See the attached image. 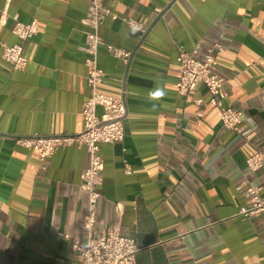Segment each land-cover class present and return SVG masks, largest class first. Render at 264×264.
<instances>
[{
	"label": "crops",
	"instance_id": "crops-1",
	"mask_svg": "<svg viewBox=\"0 0 264 264\" xmlns=\"http://www.w3.org/2000/svg\"><path fill=\"white\" fill-rule=\"evenodd\" d=\"M104 3L113 16L100 30L107 75L100 91L125 95L128 118L125 141L101 146L104 183L92 235L119 228L136 241L137 264H264V217L238 215L248 183L264 196V166L250 175L247 165L264 155V0ZM88 12L86 0H0L1 44L19 42L17 21L39 22L24 71L0 47V264H81L66 235L89 242L81 189L88 151L74 145L42 160L17 144L84 130ZM125 19L149 27L143 41ZM109 45L133 51L130 64ZM180 48L197 60L215 52L214 75L226 81L218 98L243 113L246 136L223 127L204 84L190 100L178 93Z\"/></svg>",
	"mask_w": 264,
	"mask_h": 264
},
{
	"label": "built area",
	"instance_id": "built-area-1",
	"mask_svg": "<svg viewBox=\"0 0 264 264\" xmlns=\"http://www.w3.org/2000/svg\"><path fill=\"white\" fill-rule=\"evenodd\" d=\"M86 1L89 3V12L83 21L87 27L83 50L88 55L86 65L89 71L88 86L91 95L82 111L85 128L82 132L72 136L41 137L36 135L31 138H19L17 144L29 150L37 149L42 160L51 158L60 148L74 145L84 147L90 155V166L84 173L81 189L88 199L85 226L91 235L87 245L82 244L77 237L71 238L70 235H66V238L72 241L74 252L81 264H137L136 257L140 249L134 239L121 235L119 228L110 229L107 233L97 237L92 235L96 225L97 207L102 197L100 188L104 183L105 160L101 153V146L125 141L128 105L125 95L113 97L100 91L107 77L99 64L100 48L104 45L100 30L105 21L113 16L112 10L105 5L104 0ZM177 1L172 0V2ZM165 11V9H156L159 15H164ZM124 21L138 33L141 41L148 35L150 29L143 23L133 19ZM38 32L37 19L28 24L17 21L13 34L18 37L19 42L12 46L0 43L4 59L11 64L14 70L24 71L26 69L28 59L25 56V47ZM108 51L125 65H129L134 56L133 51L111 45L108 46ZM178 63V93L190 100L196 87L204 84L212 96V105L220 110L223 127L241 136H246L248 131L241 128L243 113L225 107L218 98L226 81L214 75L218 67L215 52L209 50L204 59L197 60L180 48ZM247 165L250 175L260 171L264 166V155L254 154L247 161ZM126 168L127 172L131 173L128 164ZM247 196L248 202L240 208L238 215L245 219L256 216L264 217L262 188L248 183Z\"/></svg>",
	"mask_w": 264,
	"mask_h": 264
},
{
	"label": "clouds",
	"instance_id": "clouds-1",
	"mask_svg": "<svg viewBox=\"0 0 264 264\" xmlns=\"http://www.w3.org/2000/svg\"><path fill=\"white\" fill-rule=\"evenodd\" d=\"M156 96H162L163 95V92L162 91H158L155 93Z\"/></svg>",
	"mask_w": 264,
	"mask_h": 264
}]
</instances>
